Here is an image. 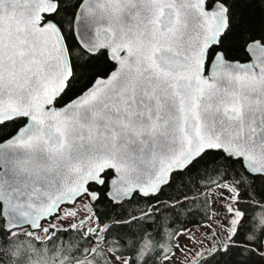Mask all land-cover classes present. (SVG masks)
<instances>
[{"label": "snow or ice", "instance_id": "1", "mask_svg": "<svg viewBox=\"0 0 264 264\" xmlns=\"http://www.w3.org/2000/svg\"><path fill=\"white\" fill-rule=\"evenodd\" d=\"M45 251L264 264V0H0V264Z\"/></svg>", "mask_w": 264, "mask_h": 264}, {"label": "trees", "instance_id": "2", "mask_svg": "<svg viewBox=\"0 0 264 264\" xmlns=\"http://www.w3.org/2000/svg\"><path fill=\"white\" fill-rule=\"evenodd\" d=\"M240 40V36L234 34L231 43L232 44H236L238 43V41ZM97 208H99L101 211L106 212L111 214L112 213V209L111 207L108 205V202L106 200H101L100 204L96 205ZM116 211H119V209H117ZM196 225H189V227H195ZM62 239L65 241V243H69L71 242V244H75L76 241L74 239V237L72 236V234H68V235H63L62 234ZM74 261L72 260H68L67 264H71ZM33 264H54L53 259L48 256L47 252L45 251L42 255H38L34 261Z\"/></svg>", "mask_w": 264, "mask_h": 264}, {"label": "rangeland", "instance_id": "3", "mask_svg": "<svg viewBox=\"0 0 264 264\" xmlns=\"http://www.w3.org/2000/svg\"><path fill=\"white\" fill-rule=\"evenodd\" d=\"M85 202H86V201H81L80 203L83 204V203H85ZM57 223H59V221H57ZM46 226H47V225H46ZM66 226H67V225H65V227H66ZM191 228H192V230H193L194 232H196L197 234H199L200 229H199L197 226H195V227H191ZM39 235H40V236H43V233H39ZM180 243H181V244H186L187 241L184 240V239H181V240H180ZM177 260L180 261V264H186V262L184 261L183 257H181V256L179 255V253L177 254Z\"/></svg>", "mask_w": 264, "mask_h": 264}, {"label": "crops", "instance_id": "4", "mask_svg": "<svg viewBox=\"0 0 264 264\" xmlns=\"http://www.w3.org/2000/svg\"><path fill=\"white\" fill-rule=\"evenodd\" d=\"M71 264H74V262H73V263H71Z\"/></svg>", "mask_w": 264, "mask_h": 264}]
</instances>
